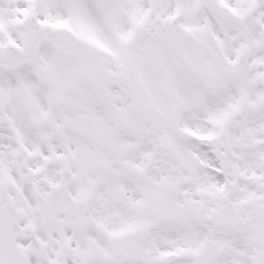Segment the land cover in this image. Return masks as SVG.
<instances>
[{"label":"snow or ice","instance_id":"6c2138e0","mask_svg":"<svg viewBox=\"0 0 264 264\" xmlns=\"http://www.w3.org/2000/svg\"><path fill=\"white\" fill-rule=\"evenodd\" d=\"M0 264H264V0H0Z\"/></svg>","mask_w":264,"mask_h":264}]
</instances>
